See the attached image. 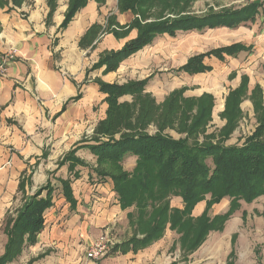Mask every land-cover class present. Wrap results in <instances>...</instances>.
<instances>
[{
  "label": "crops",
  "instance_id": "1",
  "mask_svg": "<svg viewBox=\"0 0 264 264\" xmlns=\"http://www.w3.org/2000/svg\"><path fill=\"white\" fill-rule=\"evenodd\" d=\"M71 1L0 0V53L17 52L16 61L8 65L4 76H0V258L7 250V222L15 220L28 200L49 185L54 190L53 205L44 212L43 228L35 241L26 243L22 253L7 264H217L215 259L204 261L206 257L199 253L203 245L189 254L186 261L184 250L178 242L181 236L177 229L171 227V223L164 226L158 238L139 251L128 250L124 253L112 249L100 261L89 260L87 251L103 235L114 243L113 248L133 238L143 239L145 235L140 232L138 223L131 220L135 214L133 208L123 210L111 181L90 183L95 169L85 176L82 166L87 163L83 156L91 154L93 160L96 155L89 148L78 147L91 144L90 140H93L81 142L86 124L98 116L95 110L97 104L103 105L101 120L107 119L109 104L100 84L125 85L150 79L147 92H151L158 102L164 101L166 95L178 91V88H173V81L178 80L179 76H202L213 72L215 69L206 63L207 60L221 63L228 58H238L242 53L248 54V57L254 53L263 54L262 24L257 22L259 24L254 28L253 35L244 37L247 41H234L206 50L235 44L246 47L245 51L235 56L227 55L221 61L215 57L206 58L205 66L212 68L207 73L192 76L177 73L178 68L187 64L192 57L206 53L201 51L200 45L193 44L195 33L202 32L197 30L178 31L174 38L162 34L147 47L121 61L115 71H106V64L97 66L105 55L121 50L137 38L138 29L130 27L136 16L131 12L121 13L118 0H88L67 27L62 28ZM249 22L242 23L246 31L247 26L252 24ZM113 30L121 35H114ZM179 35L184 38L172 46V41ZM162 37L168 41L169 48L158 54L153 50L157 40ZM177 56L182 58L176 59ZM164 57L178 61L179 64L171 70L176 76L170 74L169 78L152 82L155 75L150 68L156 67ZM157 83L161 84V88L157 87ZM257 89L263 95L264 107L263 86L254 87L250 96ZM126 98L132 96L121 97L120 103ZM72 151H75L74 159L81 160L85 165H77L73 161L61 165L64 157ZM135 159L137 157L128 154L122 165L126 169ZM73 168L77 177L71 179L69 175ZM66 180H70L77 203L75 209L64 196L62 182ZM46 196L47 192H44L42 197ZM230 203L231 199L225 197L220 205H213L214 217L226 215L231 208ZM60 205L62 212L58 208ZM170 209L182 211L183 199L173 197ZM206 209L205 202L198 203L191 217H202ZM237 235L234 233L230 237L225 264L233 260L234 264L240 262L241 256H237L234 250L239 238Z\"/></svg>",
  "mask_w": 264,
  "mask_h": 264
},
{
  "label": "trees",
  "instance_id": "2",
  "mask_svg": "<svg viewBox=\"0 0 264 264\" xmlns=\"http://www.w3.org/2000/svg\"><path fill=\"white\" fill-rule=\"evenodd\" d=\"M87 1H71L62 28L67 27L77 11ZM148 2L149 0H118V8L121 13L135 14L136 18L130 27L138 29V36L121 50L106 54L97 66L102 67L106 64V71H115L121 61L153 43L157 35L168 34L174 38L178 31L197 30L201 32L205 29H220L221 27L234 28L252 19L256 11L255 7L248 6V8L234 12L205 14L201 17L190 15L176 20L162 18L154 23H144L142 15L146 17L147 12L144 6ZM113 33L116 36L121 35L116 30H113ZM245 49L246 47L243 45L235 44V46L208 51L205 54L192 57L187 64L178 68L177 73H186L191 76L207 73L212 68L205 66L206 58L215 57L221 61L225 56H235ZM149 80L125 85L100 84L101 91L106 95L109 104L107 119L102 121L96 129V134H101V136H95L90 141L91 144L83 145L81 148H89L96 155L99 168L95 169L93 173H96L103 181L109 179L112 181L123 210L133 206H137L138 209L142 208L146 199H150L148 196L155 184L164 191L174 189L173 192L178 194L176 197L183 199L184 209L182 211L173 210V216L168 214L169 221L173 229L182 233L180 240L184 253L192 254L205 243L204 241L212 231L223 232L225 230L226 222L232 217L236 203L245 200L248 204H252L255 199L264 195V111L259 126L241 146L226 144L230 131H227L222 142L200 143L197 141L193 144H189L184 138L174 139L169 133L164 132L165 128L162 127L156 134L150 135L142 128L138 130L128 121L130 119L125 115H130L129 107L126 106L128 108L124 112L125 104L120 103V98L123 96L135 97L145 91ZM243 88L239 87L230 93L227 106L234 105L233 109L237 108ZM258 91L259 89L256 90V92ZM176 93L172 94L170 98H175ZM259 96L255 105L262 109V95ZM205 113L206 110H202L200 117L188 130L189 136L197 130L206 116ZM142 114L138 122L145 128L150 121L147 112ZM233 120L234 114L227 123L230 130L234 125ZM119 133L122 134L116 138L115 135ZM74 153L75 151H72L66 155L61 165L67 161L85 165L81 160L74 159ZM127 154L138 158L133 173L122 169L124 157ZM103 166L109 167L108 170L103 169ZM62 183L65 199L71 204L72 209H75L77 203L73 198L70 180ZM53 191L49 185L41 188L35 196L28 200L21 214L15 220L11 219L7 222L5 233L8 235V244L5 255L0 258V264H7L10 259L22 253L26 243L32 244L35 241L44 226V212L53 205L51 202ZM44 192H47L46 198L42 197ZM146 195L148 196L146 197ZM208 195H211V200L205 214L200 218L193 219L191 217L192 210L198 203L205 201ZM225 197L232 198L230 210L226 212V215L210 218L208 212L211 207L220 204ZM164 209H168V207ZM139 211L145 212V210ZM164 214H166V210L161 211L153 220H149L147 223L149 225L148 232L143 239H130L113 250L125 253L128 250L139 251L148 246L163 232L165 221L163 222L162 216ZM192 228L195 230L194 232ZM232 257L234 258V256Z\"/></svg>",
  "mask_w": 264,
  "mask_h": 264
},
{
  "label": "rangeland",
  "instance_id": "3",
  "mask_svg": "<svg viewBox=\"0 0 264 264\" xmlns=\"http://www.w3.org/2000/svg\"><path fill=\"white\" fill-rule=\"evenodd\" d=\"M248 6L255 7L256 12L253 18L249 19V23L252 24L247 26V31L246 26L242 27V24H240L234 29L220 28L213 31L205 29L201 33H195L192 38L193 44L200 45L202 47L201 51L206 52V50L211 48L220 47V45L229 44L234 41H247V38L244 37L252 36L254 28L259 23L262 24L263 30L264 0H149L144 6L147 12L146 17L142 15V20L144 23H154L162 18L176 20L190 15L201 17L205 16V14L234 12L248 8ZM158 36L161 35H157L154 40ZM183 38V35H179L176 40L172 41V46H174V44L177 45L181 41L180 39ZM157 41L154 47L155 50L153 51H157L158 54L169 48V43L166 41L165 37ZM180 58L182 57L177 56L176 59ZM177 62L173 59L171 61L169 58L164 57L162 61L156 64V67H151L150 70L155 75L154 81L152 82L159 79L163 80L165 77L169 78L171 75L176 76L171 70L174 66L179 64ZM206 63L211 65L215 70L202 76L187 77L182 75L179 76L178 80L175 79L173 81V88H178L177 93L175 92L176 99L170 98L171 95L175 93H169L165 96L164 101L158 102L151 92H147L146 88L145 91L135 95V97L123 100L125 104V106H123V111L125 112L127 110L126 108L129 107L128 112L130 115L126 114L127 112L125 113V116L130 119L128 121L138 130L142 128V130L150 135L156 134L161 127L165 128L164 132L169 133L174 139L178 140L184 138L187 139L189 144H193L197 141L200 143H209V141L222 142L227 131H230V133L228 132L226 144L229 146L243 145L246 138L252 136L253 132L259 126L258 124L261 122V116L264 111V107L261 109L255 105V102L260 98V93L256 92L250 96V92L254 87L256 88L259 85L264 87V53H254L251 57H248V54L242 53L238 58H228L221 63H218L216 60H207ZM153 87L154 86H152V89ZM157 87L161 88V84ZM157 87H155V89ZM239 87L244 88L241 98L237 102L238 105L236 104L237 108L233 109L234 105L227 106L229 97L226 96ZM102 106L101 104H97L95 107L98 116L95 120L86 124V131L82 132L81 142H87L95 136H101V134L98 135V133H95V128H97L101 123L100 121H102L100 117ZM202 110H206V116L194 134L189 136L187 132L198 117H200ZM145 112L148 114L150 123L146 124V127L143 128V125L138 121H140L143 115L142 113ZM233 114L234 125L232 123L233 126L230 130L228 129L229 125H227V123ZM122 131L124 132V130ZM121 134L122 133L116 134V138H119ZM79 148L82 149L81 147ZM91 158V154L88 153L83 156L84 162L87 163V165L82 166V172H84L85 176H87L86 173L88 171L92 172V170L99 168L97 157L94 156L93 160ZM137 161L138 158L126 169L122 165L123 171L133 173L137 166ZM209 164L211 163L209 162ZM102 168L108 170L109 167L103 166ZM71 171L69 178L74 179L77 177V174H75L74 168ZM92 180H94V182ZM92 180H90L91 184H94L97 180L99 182L101 181L100 177L96 176V173L92 176ZM106 181L111 180L109 179ZM159 187L156 184L154 185L149 196L146 195V197L148 196V199H150H146L145 205L143 204L142 208L138 209L137 206L132 207L135 214L132 215L133 217L131 220L133 223L134 221L138 223L141 230L140 232L144 235L148 232L149 225L147 223H149V220H153L161 211L166 210V214L162 216L163 222L165 221L164 226L170 223L168 214L173 216V210L170 208L173 197H176V195L178 196V194H176L177 192H173L174 189H167L164 191ZM56 195L58 196L59 193H56ZM205 199L206 200L202 202H205L206 206H208L211 195L206 196ZM230 199L232 203V198ZM236 204V208L233 209L232 215L234 217L229 219V222H226L225 232L217 234L215 233L216 231H212L214 233L211 232V236L209 238L207 237L208 239L200 248L199 253L206 257L204 260L205 262L215 259L217 264H225V258L229 251L230 237L234 233H238L237 236L239 238L237 239L234 250L237 256H241L239 264H264V195L255 199L252 204H248L245 200H240L239 203ZM67 205L68 204H66V206ZM139 206L142 205L139 204ZM165 207H168V209H164ZM58 208H61V205L58 206ZM212 208L213 206L208 212L210 218L214 217L215 210H212ZM62 210L63 208H61V212ZM139 210H145V212L142 213ZM67 213L71 214L68 211ZM67 213L66 215H68ZM183 221L185 222V220ZM194 231L195 230H193V232ZM178 233L182 236L181 232ZM178 242L181 243V240ZM181 245L183 246L182 243ZM188 255L189 254L185 253L183 256L186 261H188ZM236 259H238V257ZM232 264H234V260Z\"/></svg>",
  "mask_w": 264,
  "mask_h": 264
},
{
  "label": "built area",
  "instance_id": "4",
  "mask_svg": "<svg viewBox=\"0 0 264 264\" xmlns=\"http://www.w3.org/2000/svg\"><path fill=\"white\" fill-rule=\"evenodd\" d=\"M16 56L17 52L13 50L0 53V76H4L8 65L16 61ZM113 247L114 243L110 238H108L107 235H103L94 242L92 247L87 251L86 256L89 260L97 262L109 255Z\"/></svg>",
  "mask_w": 264,
  "mask_h": 264
}]
</instances>
